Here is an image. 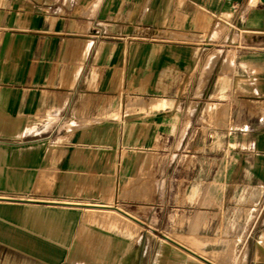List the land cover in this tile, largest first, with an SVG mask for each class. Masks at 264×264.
Returning a JSON list of instances; mask_svg holds the SVG:
<instances>
[{"label": "crops", "instance_id": "0c3cea01", "mask_svg": "<svg viewBox=\"0 0 264 264\" xmlns=\"http://www.w3.org/2000/svg\"><path fill=\"white\" fill-rule=\"evenodd\" d=\"M172 236L264 264V0H0V264Z\"/></svg>", "mask_w": 264, "mask_h": 264}, {"label": "rangeland", "instance_id": "374dc122", "mask_svg": "<svg viewBox=\"0 0 264 264\" xmlns=\"http://www.w3.org/2000/svg\"><path fill=\"white\" fill-rule=\"evenodd\" d=\"M38 190H44V188H40ZM113 213V215H115L114 212H111ZM133 223V222H131ZM83 230H84V225H83ZM84 231H88V236L87 238L85 239V241H89L91 240V238L89 237L90 235V228L89 230H84ZM81 234L79 233V235L77 236L80 240H82ZM76 237V238H77ZM74 238L73 241L76 239ZM100 238H104L106 239L105 237H103L102 235H99L98 238H95V239H92V240H97V239H100ZM171 238L175 239V240H187L186 242L192 246L193 248H196L197 251L200 250V252H204L205 250L202 249L203 245H206L207 243L206 242H203V240H201V238H195V239H191V240H188V239H183V238H180V237H177V236H172ZM72 241V243H73ZM228 241H231L228 239ZM216 242V241H215ZM245 242V239H242V243ZM71 243V244H72ZM196 243V244H194ZM173 246V245H172ZM177 251L179 248L173 246ZM180 250V249H179ZM242 247L241 245H238L236 246V243L232 240V242H230V244H228V248H227V252L223 253V255L218 258V260L216 261L217 264H243V261H244V258H245V254L243 253L242 251ZM182 251V250H181ZM209 251V250H208ZM189 258L191 259L190 255H189ZM219 261V262H218Z\"/></svg>", "mask_w": 264, "mask_h": 264}, {"label": "bare ground", "instance_id": "6f19581e", "mask_svg": "<svg viewBox=\"0 0 264 264\" xmlns=\"http://www.w3.org/2000/svg\"><path fill=\"white\" fill-rule=\"evenodd\" d=\"M89 204V203H88ZM91 207V206H90ZM92 207H97V208H106L107 210L114 212L115 214L118 213V210L111 208V207H99V206H92ZM114 207V206H112ZM92 210V209H91ZM103 210V209H102ZM88 211V210H87ZM95 211V210H94ZM105 211V210H104ZM104 213V212H102ZM126 213V212H125ZM100 214V213H99ZM98 214V216H99ZM119 214V213H118ZM127 214V213H126ZM102 215V214H101ZM121 215V214H120ZM106 216V215H105ZM124 217V216H123ZM103 218V217H102ZM134 219V218H133ZM131 221V220H130ZM169 238V237H168ZM169 240L171 241V245L179 248L180 250H182L183 252H186L188 255H190L191 259H193L194 261H196L197 263H204V264H217L216 261L218 260V258H220L224 252H219L218 250L215 249H210L209 251H204V252H200L196 250V248H193L192 246H190L186 241L187 240H175L173 238H169ZM202 240V239H201ZM204 242V241H203ZM196 244V243H194ZM257 258V257H256ZM200 261V262H198ZM219 262V261H218Z\"/></svg>", "mask_w": 264, "mask_h": 264}]
</instances>
